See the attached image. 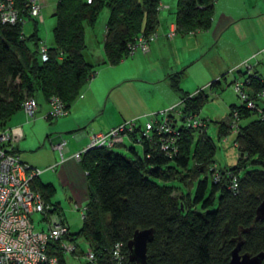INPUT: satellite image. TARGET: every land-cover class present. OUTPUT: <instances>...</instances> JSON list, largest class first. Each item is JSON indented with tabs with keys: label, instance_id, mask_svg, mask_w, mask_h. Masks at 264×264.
I'll return each instance as SVG.
<instances>
[{
	"label": "trees",
	"instance_id": "1",
	"mask_svg": "<svg viewBox=\"0 0 264 264\" xmlns=\"http://www.w3.org/2000/svg\"><path fill=\"white\" fill-rule=\"evenodd\" d=\"M14 1L20 17L33 22L28 35L21 31L22 23H0V129L20 108L24 93L34 97L35 88L45 99L57 95L68 107L95 72L82 54L83 22L93 24L101 6L107 7L104 58L114 63L127 54V43L138 32L154 29L159 0H55L53 44L46 46L45 59L38 52L37 20L27 15L25 0ZM213 1L176 0L172 20L177 31L206 28ZM248 77L244 89L261 112L233 103L226 120H215L218 136L230 131L234 134L237 157L232 165L218 166L214 161V145L205 134V117L203 128L177 125L180 132L173 152L161 150L157 133L151 132L149 139L135 136L141 155L132 146L128 149L133 156L103 146L88 147L80 153L88 198L80 226L69 233L87 240L99 264H114L111 257L115 248L120 264H227L237 241L240 251L264 250V218H254V209L264 197V95L257 94L264 89V79L261 75ZM168 78L171 86L178 88L179 71ZM180 99L182 113H197L207 93L201 87L191 93L180 91ZM233 108H237L234 127L230 125ZM37 177L32 186L56 212V201L49 198L53 187ZM148 226L153 232L146 243L145 262L129 260L126 241L134 229ZM57 254L59 264H66L64 254Z\"/></svg>",
	"mask_w": 264,
	"mask_h": 264
},
{
	"label": "crops",
	"instance_id": "2",
	"mask_svg": "<svg viewBox=\"0 0 264 264\" xmlns=\"http://www.w3.org/2000/svg\"><path fill=\"white\" fill-rule=\"evenodd\" d=\"M54 2L55 0L53 4ZM158 2L160 6L156 9L154 26L158 36L152 40L146 51L123 56L125 58L134 56V59H130L127 64L123 65L122 70H119L121 69L119 65L126 60L125 58L116 61H121L119 63L114 62L116 64L105 63L98 72L95 70L70 102L65 114L55 117L47 116L46 99L40 93V97L36 98L37 105L31 120H28L21 108H18L10 117L20 113V118H15L14 122L6 124L8 127L19 128L20 137L14 141L13 148L21 160L42 168L37 179L53 187L49 198L56 201V212L62 218L61 199H67L71 203H85L88 198L85 170L78 159L69 155L85 146L89 133L105 130L124 119L148 112L144 108L146 105L149 106L150 102L157 101V104L163 107L173 104L179 99L178 92L183 91L178 86V88L171 86L168 75L176 71L177 65L179 63L183 65L187 59L183 58L186 54L182 55L176 63L173 61L174 56L171 50L173 47H181V36L188 32L178 30L174 36L166 37L163 32L173 18L174 3L173 0H159ZM165 4L166 7H163L162 5ZM211 14L212 17L206 28L213 26L218 33L231 29L235 36L243 37L241 40L246 41L245 45H249L247 42H250L254 36L246 31L244 23L264 15V0H214ZM104 22L102 26L97 25L96 19L93 24L83 22L84 43L85 29L89 35L94 33L93 29L96 27L97 36L100 31L101 38L94 49L101 60L104 59L102 48L105 33ZM250 45L246 48L256 50L264 48V44L257 46L251 43ZM86 47H89V44L85 43L82 51L85 60ZM249 51L253 52V50ZM246 55L235 57L234 64L237 65ZM190 57L191 54L188 59ZM199 81L201 83L198 82L196 87L186 92L191 93L200 87L204 89L209 79L200 78ZM10 117L9 120L12 119ZM144 119L145 116L139 117V122ZM62 140L64 141L61 149L63 158L60 160L56 144ZM57 189L64 195L63 198L57 195Z\"/></svg>",
	"mask_w": 264,
	"mask_h": 264
},
{
	"label": "built area",
	"instance_id": "3",
	"mask_svg": "<svg viewBox=\"0 0 264 264\" xmlns=\"http://www.w3.org/2000/svg\"><path fill=\"white\" fill-rule=\"evenodd\" d=\"M89 1V0H86ZM44 0H25V11L28 16L37 21L42 19L41 7ZM159 2L156 9L159 7ZM166 7L165 5H162ZM19 7L14 0H0V23L14 24L22 23L25 18L19 15ZM177 33V26L174 20H170L163 34L172 37ZM158 36L155 29L148 32H138L134 38L127 43V54L139 51H146L150 43ZM47 44L39 39L38 52L41 59L46 58ZM259 49L257 52H261ZM257 52H252L247 58L241 60L238 66L244 69L242 79H234L232 88L239 97V103L249 108H254L258 113L260 107L254 104L244 89V82L248 75H261L264 79V54L261 56L263 67L261 72L256 69V61L248 63V59L254 58ZM247 77V78H246ZM264 95V89L257 93ZM49 117L63 115L67 112L64 102L55 94L46 98ZM37 105L35 97L26 95L20 101V108L26 115L31 117ZM182 100H177L162 109L143 112L137 116L124 119L105 130H96L89 133L88 141L84 147L70 153V157L79 159L80 153L88 147H112L123 144L126 137L130 141H138L135 136L150 138L151 132L157 133L158 147L164 152H173L176 149V139L179 135V128L176 120L180 118L181 123L187 126L203 128L204 120L198 117L197 113L181 112ZM230 125L236 124L237 108L231 110ZM145 116L142 122L139 117ZM20 137V130L16 126H4L0 129V264H59L58 254L70 252L75 254L77 244L75 238L71 237L66 222L54 211V205L46 201L40 192L32 186V180L42 171L41 167L30 165L21 160L15 152L14 141ZM64 141L56 144L59 150V159L63 158L61 149ZM78 209L79 216H84V203H73ZM37 213L39 218L36 221H43L45 226L36 227L32 214ZM117 245V244H116ZM84 264H99L94 252L89 247L85 252L80 249ZM114 264H120L118 248L113 249L112 257Z\"/></svg>",
	"mask_w": 264,
	"mask_h": 264
},
{
	"label": "rangeland",
	"instance_id": "4",
	"mask_svg": "<svg viewBox=\"0 0 264 264\" xmlns=\"http://www.w3.org/2000/svg\"><path fill=\"white\" fill-rule=\"evenodd\" d=\"M41 7L42 19L37 21L36 24V36L43 40L47 45L53 44L51 27L54 23V18L52 16L53 10V1L54 0H44ZM175 1L173 0V5L175 6ZM224 1V0H223ZM107 17L106 6L103 5L98 10L96 16V23L98 26H102L103 22ZM32 20L25 19L22 22L20 29L25 34L28 35L32 30ZM96 25V24H95ZM86 26V24H85ZM84 26V27H85ZM244 28L248 33H251L254 38L247 42L249 45H245L246 41H242L240 37L235 36L234 33L231 32V29H227L218 33L212 26L208 28H199L188 32V34H183L181 36L182 45L179 48L173 47L171 52L172 56H174L173 61L178 63L180 56L185 55L183 57L186 59L181 65L179 63L177 65V70L179 71V80L177 86L180 87L183 91H190L194 87H196L201 81L200 78L209 79L207 85L204 87V92L207 93V100L202 104L199 111L197 112L198 117H205L206 123V135L211 139L214 145L213 151V159L218 166L224 165H232L234 164L237 157V149L235 144L232 143L233 132L230 131L226 136H218L217 135V122L215 120H226L228 107L230 104L239 103V97L236 92L232 88V82L234 79H242L244 77V70L242 66H238L234 64V58L237 56H244L247 53L250 54L251 51L257 52L259 50L256 49H248L246 46L250 47L251 43H255V45L260 46L264 44V15L259 16L254 20H249L244 23ZM94 33L89 35V32L85 29V43L89 44V47H86L85 58L91 63L95 70H98L101 67H104L105 63H108L104 59L99 58V54L96 52L94 47L98 44L97 41L100 40L101 34L98 31V36L96 35L97 27L93 29ZM94 36L96 37L94 39ZM31 44V43H29ZM247 52V53H246ZM191 57L188 59V56ZM246 55L247 58L249 55ZM264 54V48L261 52H257L254 58L248 59V63L252 61H256V69L261 72L263 67V62L261 60V56ZM126 56V55H124ZM125 58V57H122ZM243 58L242 60H244ZM126 60L119 65L122 70L123 65L127 64L130 59H134V56H127ZM183 59V60H184ZM166 61H169L166 59ZM121 62V61H119ZM116 62V63H119ZM114 63V64H116ZM126 68V67H124ZM239 69V70H238ZM166 83V82H165ZM168 84V83H167ZM169 85V84H168ZM170 86V85H169ZM171 87V86H170ZM173 90V89H172ZM176 91V90H175ZM178 92V91H177ZM34 97H40V91L35 88L33 90ZM179 97L180 93L178 92ZM26 96V93H24ZM149 106H145V111L159 110L164 108L163 106H159L157 101L148 103ZM13 116V115H12ZM11 120L9 117L5 120L6 124H11L14 122L15 118H20V113L13 116ZM34 116V115H32ZM31 116V117H32ZM28 117V120H31ZM47 123V121L45 120ZM176 123L179 124L181 121L179 119L176 120ZM7 126V125H6ZM128 146H132L138 155L142 154L141 146L136 141L132 142L128 138L123 139V144L112 146V150L120 152L126 156H133L132 152L128 149ZM193 144L190 146V152L193 149ZM191 157L189 158L188 168L191 167ZM242 169L239 173H241ZM201 175V173H200ZM175 181H172V183ZM181 191L186 193L187 189L181 186ZM192 190V186L190 187V191ZM57 195L63 198V194L57 189ZM61 206L63 211V218L68 224V228L71 232L77 231L78 227L81 223V218L79 216L78 209L73 207V203L67 199H61ZM39 218L37 213L32 214V219L35 222L36 227L45 226L43 221H36ZM75 240L77 244V251L75 254L70 252L64 253L63 257L66 264H83V256L78 253L79 249L82 252H85L88 248L87 240L82 236L75 235Z\"/></svg>",
	"mask_w": 264,
	"mask_h": 264
},
{
	"label": "water",
	"instance_id": "5",
	"mask_svg": "<svg viewBox=\"0 0 264 264\" xmlns=\"http://www.w3.org/2000/svg\"><path fill=\"white\" fill-rule=\"evenodd\" d=\"M254 218H264V197L260 199L254 209ZM152 232L153 228L151 226L134 229L131 237L126 241L129 260L136 263L145 262L146 243L151 239ZM239 247L240 241H237L230 249L227 264H261L264 250L249 253L248 251H240Z\"/></svg>",
	"mask_w": 264,
	"mask_h": 264
}]
</instances>
